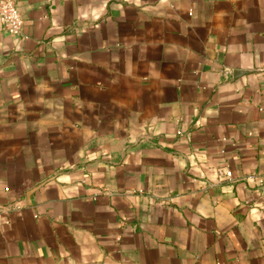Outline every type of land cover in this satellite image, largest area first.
Instances as JSON below:
<instances>
[{"label":"crops","instance_id":"obj_1","mask_svg":"<svg viewBox=\"0 0 264 264\" xmlns=\"http://www.w3.org/2000/svg\"><path fill=\"white\" fill-rule=\"evenodd\" d=\"M15 1L0 264H264V0Z\"/></svg>","mask_w":264,"mask_h":264},{"label":"built area","instance_id":"obj_2","mask_svg":"<svg viewBox=\"0 0 264 264\" xmlns=\"http://www.w3.org/2000/svg\"><path fill=\"white\" fill-rule=\"evenodd\" d=\"M0 24L4 32L12 35L20 33L23 18L15 0H0ZM224 178H230V170L219 172Z\"/></svg>","mask_w":264,"mask_h":264}]
</instances>
